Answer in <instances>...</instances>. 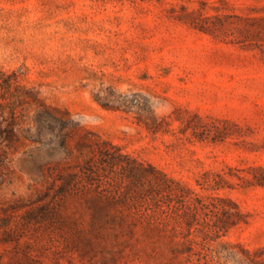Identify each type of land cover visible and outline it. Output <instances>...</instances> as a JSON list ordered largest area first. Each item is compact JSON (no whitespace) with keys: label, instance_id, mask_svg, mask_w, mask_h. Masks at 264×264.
<instances>
[{"label":"rangeland","instance_id":"1","mask_svg":"<svg viewBox=\"0 0 264 264\" xmlns=\"http://www.w3.org/2000/svg\"><path fill=\"white\" fill-rule=\"evenodd\" d=\"M0 264H264V0H0Z\"/></svg>","mask_w":264,"mask_h":264}]
</instances>
